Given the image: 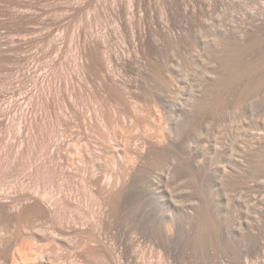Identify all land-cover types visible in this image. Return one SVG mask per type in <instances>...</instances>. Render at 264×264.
Masks as SVG:
<instances>
[{
    "label": "rangeland",
    "instance_id": "obj_1",
    "mask_svg": "<svg viewBox=\"0 0 264 264\" xmlns=\"http://www.w3.org/2000/svg\"><path fill=\"white\" fill-rule=\"evenodd\" d=\"M18 255L264 264V0H0V264Z\"/></svg>",
    "mask_w": 264,
    "mask_h": 264
},
{
    "label": "bare ground",
    "instance_id": "obj_2",
    "mask_svg": "<svg viewBox=\"0 0 264 264\" xmlns=\"http://www.w3.org/2000/svg\"><path fill=\"white\" fill-rule=\"evenodd\" d=\"M24 243H25V241H24ZM17 244H19V243H17ZM20 244H21V243H20ZM21 245H23V243H22ZM21 245H20V246H21ZM43 245H44V244H43ZM20 246H19V247H20ZM27 246H28V245H27ZM38 246H40V245H38ZM38 246H37V247H38ZM42 247H43V246H42ZM45 247H46V246H45ZM50 247H51V245H50ZM22 248H25V247L23 246ZM47 248H48V247H47ZM47 248H45V249H47ZM49 249H50V248H49ZM15 250H18V248L15 249ZM21 251H22V250H21ZM40 252H41V251H40ZM42 252H43V250H42ZM3 253H4V252H3ZM17 253H19V252L17 251ZM20 253H23V252H20ZM38 253H39V252H38ZM38 253H36V254H34V255L36 256V255H38ZM44 253H46L45 250H44ZM48 253H49V252H48ZM5 254H6V253H5ZM24 254H25V253H24ZM24 254H23V256H24ZM41 254H43V253H41ZM34 255H33V257H35ZM4 256H5V255H4ZM16 256H17V255H16ZM18 256H19V255H18ZM21 256H22V255H21ZM21 256H19L20 259L22 258L21 260H22L23 262H25L26 260H23V259H25L28 255H26L25 258H24V257H21ZM38 256H39V255H38ZM38 256H37V257H38ZM40 256H41V255H40ZM37 257H36V258H37ZM41 257H42V256H41ZM4 258H6V257H4ZM14 258H15V257H14ZM16 258H17V257H16ZM28 258H29V257H27V259H28ZM40 259H42V258H40ZM43 259H44V258H43ZM43 259H42V260H43ZM14 260H16V259H14ZM34 260H35V258H34ZM17 261H20V260H17ZM36 261H37V260H36ZM41 262H43V261H41ZM3 263H4V262H3ZM14 263H15V262H14ZM25 263H26V262H25ZM25 263H24V264H25ZM28 263H29V261H28ZM28 263H26V264H28ZM21 264H22V263H21Z\"/></svg>",
    "mask_w": 264,
    "mask_h": 264
}]
</instances>
